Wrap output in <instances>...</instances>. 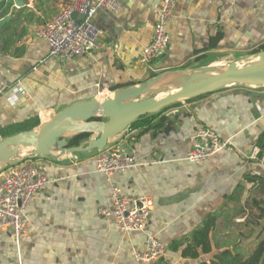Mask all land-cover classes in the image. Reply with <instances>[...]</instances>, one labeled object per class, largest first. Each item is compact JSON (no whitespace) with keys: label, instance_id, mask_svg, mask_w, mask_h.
<instances>
[{"label":"crops","instance_id":"crops-1","mask_svg":"<svg viewBox=\"0 0 264 264\" xmlns=\"http://www.w3.org/2000/svg\"><path fill=\"white\" fill-rule=\"evenodd\" d=\"M10 1V21L0 28V80L9 85L0 94V140L159 73L246 64L264 46V0H176L167 52L142 66L163 0H120L119 12L103 8L95 15L102 31L97 46L66 61L50 56L37 32L70 0ZM176 105L153 130L118 136L135 149L138 165L111 181L124 196L152 198L146 233L127 234L100 214L111 205V181L97 171L99 151L35 157L33 149H21L11 161L36 163L54 182L29 207V231L19 247L0 233V264H156L135 255L145 251L148 234L165 244L168 264L210 263L224 251L249 258L264 241V87L232 85ZM202 128L230 140L232 149L198 165L187 156ZM205 226H212L211 251L183 256Z\"/></svg>","mask_w":264,"mask_h":264},{"label":"built area","instance_id":"built-area-1","mask_svg":"<svg viewBox=\"0 0 264 264\" xmlns=\"http://www.w3.org/2000/svg\"><path fill=\"white\" fill-rule=\"evenodd\" d=\"M7 1V0H6ZM113 12L121 9L120 0H70L63 11L52 21L44 24L37 35L49 44L50 56L71 61L85 56L97 46L102 31L93 23L100 9ZM176 0H163L158 12L152 40L140 55L139 63L150 66L167 52L170 43L169 25L175 16ZM84 17V19L81 18ZM9 85L0 80V94ZM18 92L25 94L22 88ZM232 149L230 140H223L213 130L202 128L191 139V151L187 160L202 165L219 153ZM256 153L253 157H256ZM136 151L118 137L100 151L97 171L108 181L118 173H127L137 167ZM259 175V174H256ZM54 180L36 163L26 162L11 168L0 176V233L8 232L19 247L29 228L26 215L39 191ZM264 184V178H263ZM154 201L148 196L128 197L111 181V205L100 210V214L112 219L117 228L127 234L146 233ZM167 248L153 235L146 238L145 251L136 250L138 261L155 263L166 256Z\"/></svg>","mask_w":264,"mask_h":264},{"label":"water","instance_id":"water-1","mask_svg":"<svg viewBox=\"0 0 264 264\" xmlns=\"http://www.w3.org/2000/svg\"><path fill=\"white\" fill-rule=\"evenodd\" d=\"M10 18L0 20V28ZM232 85L264 87V51L242 66L232 62L224 67L159 73L137 85L112 92L102 102L94 99L74 103L37 130L0 140V163H9L21 149L28 148L33 149L35 157H50L57 151L71 156L100 152L142 117ZM80 134L89 135L83 143L86 146L69 147L71 138Z\"/></svg>","mask_w":264,"mask_h":264},{"label":"trees","instance_id":"trees-1","mask_svg":"<svg viewBox=\"0 0 264 264\" xmlns=\"http://www.w3.org/2000/svg\"><path fill=\"white\" fill-rule=\"evenodd\" d=\"M12 5V1L7 2L6 0H0V10L1 17H6L9 14V7ZM3 14V15H2ZM264 51V46H262L256 53H260ZM177 105L168 107L164 109L162 112L150 116H145L136 121L129 128L130 130L144 129V130H153L155 128L154 122L157 118L162 116L172 107ZM166 117H162V121L165 120ZM89 138L88 134H80L71 138L69 142V147H78L85 143ZM259 146L261 149H264V140L263 138L259 141ZM263 153H260V157ZM262 178V177H261ZM212 226H205L204 229L196 231L191 240V244L188 245V248L183 253V256L189 257L192 259L199 258L198 249H202L204 253H209L211 251L210 247V232ZM176 249V248H173ZM156 264H168L166 260L163 258ZM200 264H264V241H262L253 254L247 258L243 259L241 257L233 256L229 251H224L218 255H215L210 263L203 262Z\"/></svg>","mask_w":264,"mask_h":264},{"label":"rangeland","instance_id":"rangeland-1","mask_svg":"<svg viewBox=\"0 0 264 264\" xmlns=\"http://www.w3.org/2000/svg\"><path fill=\"white\" fill-rule=\"evenodd\" d=\"M258 57V54L253 58L252 56L249 58L250 60L251 59H257ZM240 65H244L242 64V62L240 63ZM16 160V159H15ZM8 164V165H7ZM20 163H16V161H11L9 163H0V174L3 173V172H6V171H9L11 168L15 167V166H18ZM9 168V169H8ZM8 169V170H7Z\"/></svg>","mask_w":264,"mask_h":264}]
</instances>
